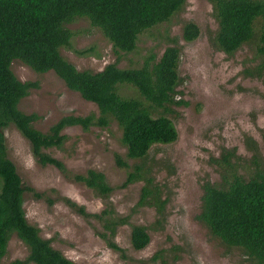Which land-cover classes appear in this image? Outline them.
Listing matches in <instances>:
<instances>
[{
  "label": "rangeland",
  "instance_id": "obj_1",
  "mask_svg": "<svg viewBox=\"0 0 264 264\" xmlns=\"http://www.w3.org/2000/svg\"><path fill=\"white\" fill-rule=\"evenodd\" d=\"M187 22L200 28L198 38L191 42L182 36ZM68 27L74 32L73 47H62L61 54L79 70L95 72L113 62L121 68L138 67L145 56L154 53L159 58L175 40L181 49L178 99L186 104L172 105L164 112L176 126L177 140L154 145L143 160L127 158L116 121L107 127L85 130L71 126L63 130L67 136L63 147L47 152L62 160L72 173L89 169L103 172L114 187L108 198L66 177L52 165L38 163L29 141L10 125L5 129L8 157L24 186L45 193L44 198L36 199L25 192L23 206L28 221L75 264H252L238 247H229L213 236L197 215L203 183L221 179L216 159L224 150L235 149L239 163L252 166L253 140L259 161L264 164V54L258 45L244 44L233 55L218 50L213 44L218 23L209 0H186L169 22L142 33L137 49L128 53L115 50L87 18L77 19ZM75 50L88 52L79 54ZM11 69L20 81L38 83L19 103L23 112L39 115L34 123L37 129L46 132L66 115L98 114L95 103L70 90L54 71L38 73L16 59ZM119 92L132 97L138 94L130 86H121ZM117 157L127 161L129 167L118 165ZM136 166H141L152 186L160 189L165 201L161 208L136 207L146 184L144 179L119 187ZM63 197L88 213H99L109 203L120 215L129 216V223L119 227L115 237L126 257L109 248L98 235L101 225L95 218L80 214ZM133 224L145 225L149 230L150 242L141 250L131 244ZM28 253L24 242L12 234L0 264L23 260Z\"/></svg>",
  "mask_w": 264,
  "mask_h": 264
},
{
  "label": "trees",
  "instance_id": "obj_2",
  "mask_svg": "<svg viewBox=\"0 0 264 264\" xmlns=\"http://www.w3.org/2000/svg\"><path fill=\"white\" fill-rule=\"evenodd\" d=\"M218 28L214 46L233 55L244 44L256 43L264 54V0H209ZM186 0H0V260L7 244L16 234L28 247V256L9 264H75L41 236L40 228L31 224L24 209V194L36 199L45 197L33 187L24 186L14 162L8 157L5 129L14 125L29 141L37 162L52 165L66 177L82 182L101 197L108 198L114 190L101 171L89 169L75 173L65 163L47 152L62 148L66 127H107L116 121L122 130V142L127 158L143 160L156 144H169L178 138L174 122L164 114L172 105L185 102L178 99L181 83L179 65L181 49L172 39L158 58L145 56L138 67L121 68L116 62L100 71L79 70L62 54L61 48H72L74 32L68 25L80 18L89 19L99 28L117 51L137 49L140 35L169 20L180 11ZM200 28L194 22L183 26V39L194 41ZM85 54L88 50H75ZM20 60L38 73L54 71L72 90L98 107V114L66 115L43 132L34 126L36 113L27 114L19 108L20 101L38 87L37 82L20 81L11 69L12 61ZM121 86H130L137 95L123 96ZM252 166L239 163L235 149H226L216 159L220 181H205L202 185L201 210L197 219L211 234L229 247H238L252 264H264V164L252 140ZM117 163L129 167L117 157ZM247 168L243 173L241 169ZM144 179L136 207L159 206L160 189L152 186L141 166L130 171L119 187H127ZM47 200L52 204L53 200ZM74 210L95 218L101 225L98 235L109 248L126 257L116 241L119 227L129 223V216L120 215L111 204L99 213H88L83 206L62 198ZM160 222L157 223L159 225ZM150 242L148 227L133 224L131 244L136 250ZM157 255L154 256L156 258Z\"/></svg>",
  "mask_w": 264,
  "mask_h": 264
}]
</instances>
